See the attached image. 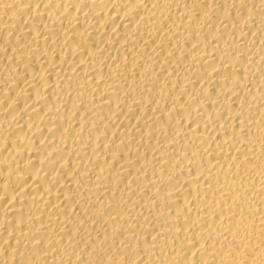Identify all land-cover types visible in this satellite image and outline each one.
Masks as SVG:
<instances>
[{"label":"bare ground","instance_id":"bare-ground-1","mask_svg":"<svg viewBox=\"0 0 264 264\" xmlns=\"http://www.w3.org/2000/svg\"><path fill=\"white\" fill-rule=\"evenodd\" d=\"M0 264H264V0H0Z\"/></svg>","mask_w":264,"mask_h":264}]
</instances>
